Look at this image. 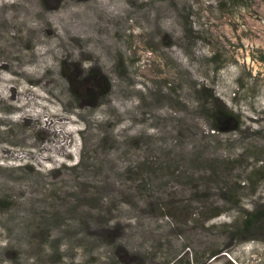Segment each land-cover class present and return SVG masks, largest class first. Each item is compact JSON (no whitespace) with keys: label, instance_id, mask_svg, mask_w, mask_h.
Returning <instances> with one entry per match:
<instances>
[{"label":"rangeland","instance_id":"rangeland-1","mask_svg":"<svg viewBox=\"0 0 264 264\" xmlns=\"http://www.w3.org/2000/svg\"><path fill=\"white\" fill-rule=\"evenodd\" d=\"M0 70V264H264V0H0Z\"/></svg>","mask_w":264,"mask_h":264},{"label":"trees","instance_id":"trees-1","mask_svg":"<svg viewBox=\"0 0 264 264\" xmlns=\"http://www.w3.org/2000/svg\"><path fill=\"white\" fill-rule=\"evenodd\" d=\"M224 114L226 116H231L226 111L224 112ZM215 117H216V113L214 114V116L210 117V121L216 125L217 122L215 120ZM214 129H216V127ZM211 217H213V216H211ZM260 221H264V210L258 209V210H256V212L248 213L244 217V221H243L241 228L243 230H250L252 227H254Z\"/></svg>","mask_w":264,"mask_h":264},{"label":"bare ground","instance_id":"bare-ground-1","mask_svg":"<svg viewBox=\"0 0 264 264\" xmlns=\"http://www.w3.org/2000/svg\"><path fill=\"white\" fill-rule=\"evenodd\" d=\"M1 50H2V49H1ZM3 63H4V62H3ZM6 63H7V62H6ZM9 65H10V64H9ZM4 67H7V66H4ZM4 67H3V68H4ZM9 67H10V66H9ZM9 67H8V68H9ZM11 69H12V68H11ZM12 70H13V69H12ZM0 71H1V70H0ZM12 73H13V72H12ZM14 73H15V72H14ZM0 76H1V75H0ZM6 79H7V78H6ZM1 80H3V79L1 78ZM26 80H27V79H26ZM32 80H33V79H32ZM34 80H35V79H34ZM35 81H37V80H35ZM4 82H6V81H4ZM32 82H33V81H32ZM26 83H27V82H26ZM15 92H16V91H15ZM35 97H36V96H35ZM26 105H27V104H26ZM28 106H29V104H28Z\"/></svg>","mask_w":264,"mask_h":264}]
</instances>
